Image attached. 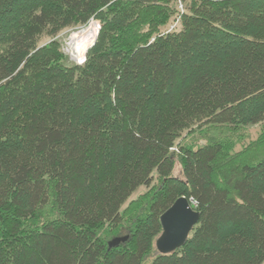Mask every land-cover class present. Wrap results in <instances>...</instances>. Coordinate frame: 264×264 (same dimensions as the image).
<instances>
[{
  "label": "trees",
  "instance_id": "1",
  "mask_svg": "<svg viewBox=\"0 0 264 264\" xmlns=\"http://www.w3.org/2000/svg\"><path fill=\"white\" fill-rule=\"evenodd\" d=\"M91 20L69 61L57 36ZM179 196L199 221L160 254ZM148 258L264 264V0H0V264Z\"/></svg>",
  "mask_w": 264,
  "mask_h": 264
},
{
  "label": "rangeland",
  "instance_id": "2",
  "mask_svg": "<svg viewBox=\"0 0 264 264\" xmlns=\"http://www.w3.org/2000/svg\"><path fill=\"white\" fill-rule=\"evenodd\" d=\"M96 21H90L86 27H75L74 29H65L60 33L57 38L62 43V50L66 55L69 56V61L80 62L84 59L85 51L88 46L93 44L94 37L96 35L97 23ZM77 31V32H76ZM74 32L78 35H73ZM48 38L44 37L41 39V43L47 42ZM75 50V51H74ZM80 52V53H79ZM79 54V57L78 55ZM76 56L78 59H75ZM246 133L242 136V139L234 146L233 151L239 150L244 143H247L250 140H253L257 133L259 132V125L247 126L245 127ZM204 130L196 131L193 134L185 135L184 138L180 140L181 143H190L193 144V148L200 146L205 142L207 134H204ZM204 134V135H203ZM175 169L173 175H180V166L178 163L175 164ZM145 188L143 185H140L133 193L128 197V199L123 203V207L127 206L130 199L136 198L141 192H144ZM150 259L148 258L145 264H149Z\"/></svg>",
  "mask_w": 264,
  "mask_h": 264
},
{
  "label": "water",
  "instance_id": "3",
  "mask_svg": "<svg viewBox=\"0 0 264 264\" xmlns=\"http://www.w3.org/2000/svg\"><path fill=\"white\" fill-rule=\"evenodd\" d=\"M191 199L179 196L174 203L161 213L159 221L161 233L154 241L155 249L160 254L170 253L183 246L189 233L197 225L200 213L191 206ZM127 236L115 237L109 245H118L126 241Z\"/></svg>",
  "mask_w": 264,
  "mask_h": 264
},
{
  "label": "bare ground",
  "instance_id": "4",
  "mask_svg": "<svg viewBox=\"0 0 264 264\" xmlns=\"http://www.w3.org/2000/svg\"><path fill=\"white\" fill-rule=\"evenodd\" d=\"M92 21V20H91ZM94 21V20H93ZM96 23V22H95ZM77 32V31H76ZM76 32H74V34L73 35H78V33H76ZM96 33H97V30H96ZM96 36V35H95ZM75 51V50H74ZM80 53V52H79ZM78 55V57H79V54H77ZM78 57L76 56V58L75 59H78ZM192 206V205H191Z\"/></svg>",
  "mask_w": 264,
  "mask_h": 264
}]
</instances>
